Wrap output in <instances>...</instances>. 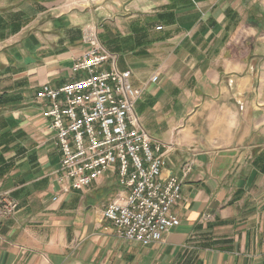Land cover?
Returning <instances> with one entry per match:
<instances>
[{"label":"crops","instance_id":"crops-1","mask_svg":"<svg viewBox=\"0 0 264 264\" xmlns=\"http://www.w3.org/2000/svg\"><path fill=\"white\" fill-rule=\"evenodd\" d=\"M100 1L101 42L143 88V128L167 145L161 177L181 182L178 225L148 245L120 239L102 217L118 188L107 174L59 188L54 133L27 98L69 80L86 49L38 37L42 62L0 86L11 95L0 103V192L18 202L0 220V264H264V0Z\"/></svg>","mask_w":264,"mask_h":264},{"label":"built area","instance_id":"built-area-1","mask_svg":"<svg viewBox=\"0 0 264 264\" xmlns=\"http://www.w3.org/2000/svg\"><path fill=\"white\" fill-rule=\"evenodd\" d=\"M86 43L72 63L71 78L58 86L44 83L36 93L60 153L53 174L62 191L84 190L103 175L115 176L118 188L102 217L118 238L148 245L178 225L171 209L180 198L181 182L173 175L161 177L167 145L141 124L135 104L143 88L130 84V71L117 68V55L95 35ZM190 169L185 163L181 172ZM17 209V200L0 192V220Z\"/></svg>","mask_w":264,"mask_h":264},{"label":"rangeland","instance_id":"rangeland-1","mask_svg":"<svg viewBox=\"0 0 264 264\" xmlns=\"http://www.w3.org/2000/svg\"><path fill=\"white\" fill-rule=\"evenodd\" d=\"M104 2L100 0L99 2L95 0L94 3L92 0H0V59H7L5 63L0 61L2 90L9 89L13 85V76H18L22 69L35 66L40 62L39 59L42 62L44 58L42 52L48 49H39L41 44L37 40L38 37H43L49 42L51 40L47 38L51 39L57 35V42L65 41L72 50L78 51L80 47L82 50L88 47L86 41L92 34L101 42L102 18L96 13L92 17L94 13L92 8L103 6ZM60 51H63V48L55 46L51 50L53 53ZM66 75L68 76L69 73L67 72ZM66 81L68 80L64 82ZM30 90L31 88L29 92ZM25 92L28 95V90ZM36 93L37 91L33 93L32 98L30 94L27 102L29 100L34 102ZM10 96L8 93H0V103L11 98ZM107 175V183H116L115 176Z\"/></svg>","mask_w":264,"mask_h":264}]
</instances>
